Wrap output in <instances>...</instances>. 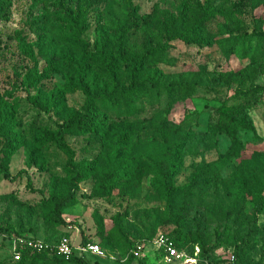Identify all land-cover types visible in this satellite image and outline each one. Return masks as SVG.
I'll use <instances>...</instances> for the list:
<instances>
[{
	"label": "rangeland",
	"instance_id": "374dc122",
	"mask_svg": "<svg viewBox=\"0 0 264 264\" xmlns=\"http://www.w3.org/2000/svg\"><path fill=\"white\" fill-rule=\"evenodd\" d=\"M82 1L43 4L33 0H5L8 15L0 20V133L15 137L21 146L13 147V153L0 162L7 164L10 177L19 172L25 174L15 182L0 174V264H16L8 243L17 234L49 243L66 235L77 246L81 232L100 247L101 264H139L140 260L145 264H164L152 238L155 234L172 236L174 226L166 221L172 212L169 214L165 196L158 185L162 144L152 138L148 122L155 115L173 124L186 121V130L192 133L179 157L178 172L172 181L178 195L173 202L187 237L180 246L188 260L183 264H264V211L251 227L252 234H248L255 208L254 194L262 191L264 196V68L251 80L263 90L256 94L255 107L244 114L252 124L253 132L238 134L239 157L225 159L231 141L214 123L217 108L236 88L235 83L226 81V73L236 71L246 63L241 55L258 56L264 67V45L258 48L257 39L251 34L256 19H264L262 6L246 7L245 19L249 28L230 35L237 34L233 48L227 45L222 50L216 43L197 48L181 41L172 42L171 65L163 67L168 73L167 82L182 81L185 79L183 73L194 71L196 76L188 78L194 93L190 97L163 100L157 108L127 118L124 122L128 127L125 148L115 150L111 147L112 138L101 139L94 133L67 137L77 161L91 164L93 174L78 185V204L62 213L66 226L55 227L46 219L49 206L45 200L52 191L63 192L66 186L62 172L65 158L53 146L38 148L34 138L39 129H54V124L61 121V113L59 106L45 109L40 103L34 105L32 97L41 90L28 70L36 69L40 73L47 66L54 68L46 82L52 87L56 82L65 83L67 75L73 76L71 70H75V66L71 62L90 57L86 52L94 51V44L108 33V29L96 22L95 15L83 17L89 21V26L76 36V44L74 41H70L72 44L51 41L45 29L46 23L67 24L63 21L62 3L75 10L83 5ZM131 1L141 13L158 9L174 12L179 4V0ZM260 29L264 32V23ZM45 51L47 56H52L49 62L43 57ZM89 66L94 70L91 62ZM94 74L97 78L93 77L86 90L64 94L65 115L83 113L88 95H108L114 88V84L102 79L97 70ZM108 114L116 128L124 129L119 115L113 111ZM121 162L129 165V177L106 193L104 175ZM208 165L218 167L206 178H198L197 172ZM26 175L32 189L39 192L27 190ZM232 180L243 181L246 186L239 202L234 198ZM119 229L133 244L144 245L141 258L132 256V248L125 243ZM196 232L200 233L206 246L212 245L218 235L216 250L203 253L195 242ZM242 239L245 242L236 256L235 242Z\"/></svg>",
	"mask_w": 264,
	"mask_h": 264
},
{
	"label": "trees",
	"instance_id": "16d2710c",
	"mask_svg": "<svg viewBox=\"0 0 264 264\" xmlns=\"http://www.w3.org/2000/svg\"><path fill=\"white\" fill-rule=\"evenodd\" d=\"M33 1L45 4L61 0ZM82 3L83 5L75 10L69 9L66 3H62L63 21L67 24L57 23L59 26H56L46 23L45 29L51 41L68 44H72L70 41H74L76 44V36L83 32L86 26H89V21L83 17L90 14L95 15L96 22L108 29V33L101 41L94 44V51L86 52L90 57H81L80 60L71 62L75 66V70H71L73 76L67 75L65 83L56 82L52 87L46 82L54 68L44 65L45 68L40 73L36 69L28 70L34 83L39 85L38 88L41 90L32 97L34 105L39 106L40 103L45 109L59 106L58 109L61 113V121L54 124V129H39L34 138V143L38 148L53 146L65 158L62 167L66 181L65 189L63 192L52 191L45 200L46 205L49 206L46 219L55 227L66 226L62 219V213L78 204V185L90 179L93 174L91 164L77 161L75 151L67 143V137L94 133L101 139L112 138L111 147H114L115 150L125 148L128 127L124 125V122L127 118L146 109H155L163 100L172 101L179 97H190L194 93L193 84H188V78L196 76L194 71L187 70L183 73L185 79L182 81L167 82L168 73L164 71L163 67L171 65L172 42L181 41L186 46L197 48L211 46L213 43H216L222 50L227 45L233 48L237 42V34L230 35L249 28L245 19L246 7L249 6L250 9L264 7V0H204L203 2L179 0L174 12L158 9L152 13H141L131 0H83ZM7 15L5 0H0V20L5 19ZM256 22L257 24L251 28V34L256 37L258 48H262L264 32L260 27L264 23V19L258 18ZM47 53L45 51L43 57L49 62L52 56H47ZM29 56H31V50ZM241 56L245 57L246 63L236 71L226 73L225 78L227 82L235 83L236 88L219 105L214 121L217 130L231 141L230 149L225 154V159L228 160L240 156L241 146L238 134L243 131L253 132L252 124L244 114L248 109L255 107L256 94L263 90L262 86L251 83V80L255 79L264 68L259 62L258 56ZM89 62L95 66L94 70L98 71L102 79H108L114 84V88L108 95L97 93L88 95L84 101L83 113L65 115L64 94L73 93L77 89L86 90L93 77L97 78L94 70H90V66L88 67ZM108 111H113L123 119L121 122H123L122 128L124 129L115 127V122L110 118ZM148 122L152 138L160 140L162 144L160 153L162 171L158 173V185L165 196L169 214L172 212L168 215L169 217L167 216L166 221L169 220L168 222L174 226L173 235L168 237L180 250V246L184 245L187 237L183 230V222L177 216V207L173 202L178 198V195L172 186V181L178 172L179 157L186 142L192 137V133L186 130V121L173 124L160 115H155ZM0 136L2 139L0 159H5L13 153V147L17 148L21 146V143L15 137L10 138L1 133ZM217 167V165H208L206 168H201L197 172L198 178H206ZM129 173V165L118 163L104 175L103 188L106 190L105 192H110L122 180H127ZM0 174L4 179L15 182L25 173L19 172L14 177H10L7 164L0 162ZM250 180L253 181L254 178L250 177ZM26 181L27 190L32 193L39 192L32 189L31 180L27 175ZM231 186L234 189V198L239 202L246 191L245 183L232 180ZM254 201L255 208L248 229L249 235L252 234L251 227L256 223L258 215L264 211L262 191H257L254 194ZM7 232L10 233V231ZM119 232L125 243L134 249L135 243L130 242L121 229ZM17 235L21 236V234ZM157 235L155 234L152 239ZM81 236L80 245L92 243L82 232ZM62 237L67 236L61 235L54 243H43L56 245ZM195 242L203 253H210L218 247L219 237L217 235L214 243L206 246L200 233L196 232ZM244 242V239L241 242H235L236 256ZM141 245L144 247L143 244ZM157 254L161 257L159 253ZM99 260L95 256H80L77 253L66 258L55 250L47 249L41 253L22 251L20 260L15 263L101 264ZM138 263L145 264L142 260Z\"/></svg>",
	"mask_w": 264,
	"mask_h": 264
},
{
	"label": "built area",
	"instance_id": "2783aa9c",
	"mask_svg": "<svg viewBox=\"0 0 264 264\" xmlns=\"http://www.w3.org/2000/svg\"><path fill=\"white\" fill-rule=\"evenodd\" d=\"M152 243L157 253L160 254L164 264H183L188 262L185 254L176 247L175 243L167 235L158 234L152 240ZM9 248L15 261L20 260L22 251L41 253L47 249L55 250L59 255L66 258L73 253H77L80 256L91 255L99 257L102 255V251L98 245L87 243L75 246L67 237H62L56 245H51L26 236H13L9 239ZM143 251L144 247L142 245L135 244L131 254L134 258H139L142 256Z\"/></svg>",
	"mask_w": 264,
	"mask_h": 264
}]
</instances>
